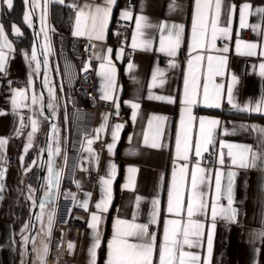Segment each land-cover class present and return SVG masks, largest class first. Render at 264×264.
Returning <instances> with one entry per match:
<instances>
[{
	"label": "crops",
	"instance_id": "1",
	"mask_svg": "<svg viewBox=\"0 0 264 264\" xmlns=\"http://www.w3.org/2000/svg\"><path fill=\"white\" fill-rule=\"evenodd\" d=\"M252 6V13L247 17V23L259 24L261 29L253 32L251 27H241L239 7L244 3ZM225 5L235 6L229 14L226 9H222V14L218 27H230L227 35H217L215 47H207L203 50H196L191 55H203L204 59L197 62V74L199 76L200 95L198 102L191 106V114L195 118L191 122L192 133L199 132V118L218 120L220 123L214 132V142H217L216 164H200L205 169H220L222 172V186H227V172L229 170L237 172L235 177L234 207L238 209L237 222L228 223L222 219H217L214 235L211 264H264V158L257 162V167L242 169L233 167L227 156L228 144H247L254 150L264 153V143L261 142L256 132L251 127H264V111H242L245 105L255 106L256 102L264 95V76L260 75V64L264 63V56L259 54L248 56L237 51V41H241L240 49L244 51V43H256L257 53L264 51V17L255 13V8L264 7V0H224ZM14 5V0H13ZM28 5H24L23 20ZM52 5L65 7L71 11V19L67 27L69 37L73 35L76 27V14L84 9L87 13L90 8L97 5L106 6V0H49L47 4L46 19L42 22L41 16L44 9V0H38L39 25L44 29L43 23H47V35L53 33V24L50 20L49 10ZM10 9L0 3V25L4 28V35L7 38L10 48L3 47L2 51L6 56L5 71L0 72V138L7 141L0 149V171L3 172L0 179V264H24L28 259L27 245L30 244V258L28 264H41L39 256L43 254V247L48 245V252L44 264H90L89 247L93 243L94 233L89 228V222L93 212L100 215L101 220L98 226L100 245L96 248L95 264H107L108 244L114 234V225L117 219L135 223L149 224L150 233H155L156 245L153 251V259L159 264L158 245L162 242L164 235V221L167 219H179L180 217L170 214L167 211L169 189L172 186L173 172L183 163L176 156V135L180 127L182 103L185 90V75L189 72L188 61L191 58L189 45L192 43L193 15L196 11V0H137L134 11L126 8L121 0H115L111 5V14L108 18L107 28L104 30L102 40L95 39V33L90 31L91 21L87 22L88 27L84 29V38L94 41L90 52L89 65H94L96 69L95 90L100 99L105 92L106 82L102 75L101 64H106L105 56H109L112 64L116 68V81L113 88L108 89L112 99H102L108 106L100 107L95 114L91 133L82 142L81 148L75 164L74 177L62 178L60 185V197L58 202H50L49 191L50 177V150L59 147L58 166L64 167L69 138L63 143H51L48 145V155L44 176L41 182L39 193L32 189L30 183V169L39 166L42 160L38 154L29 158L30 151L38 142V134L42 131L44 124V99L40 88L41 76L38 78V87L35 84V63L32 59L35 50V34L32 39L31 48L28 50L18 44L17 38L22 35L23 30L19 23L13 20H6L2 10ZM12 9V8H11ZM26 10V11H25ZM131 13L129 19L132 21L130 33L131 53L127 59L116 58V54L122 49L112 43L110 24L115 16L122 17V13ZM143 16L150 25L144 27L143 37L137 36V41L147 39L150 44L147 47L133 48V35L137 32L136 17ZM229 16L231 24H228ZM34 20V18H33ZM35 22V20H34ZM84 19L82 17V24ZM171 28L173 25L183 26L180 46L176 49L175 56H169L167 52H161V36H167V30L162 31L160 25ZM15 25L20 34L13 31ZM34 26V25H33ZM34 32V30H33ZM43 32V31H42ZM45 34V32H43ZM244 34V36H243ZM208 39L211 40V25L209 24ZM40 43V42H39ZM0 44L3 41L0 40ZM227 47L228 51L222 49ZM40 49V48H39ZM108 49H112L109 53ZM36 51V50H35ZM37 55V53H36ZM226 56L227 64L222 76H213L209 81V90H213L214 85H222L220 107H211L203 101L204 76L207 74V57ZM163 58H166L163 60ZM249 60V63H247ZM171 62V63H170ZM215 64V61H213ZM129 64L133 67L130 69ZM157 69L162 70L163 76H158L154 82V73ZM237 77V83L233 87V103L238 108H233L228 102L227 87L232 76ZM163 80V84L160 80ZM22 84V86L16 84ZM43 85V84H42ZM22 91L23 96L18 93ZM36 96L38 102L33 104L32 97ZM149 96L170 97L169 100L149 99ZM16 105H13V98ZM132 103L139 104V108L134 110ZM229 104L228 110H222L223 104ZM135 111V117L133 113ZM165 117L161 123V131L156 138L160 147L153 148V138L157 121L153 117ZM107 117V122H105ZM124 118L125 123L120 121ZM37 121V131L31 138V147L25 150V145L29 143V132L32 131L31 121ZM152 122L151 125L149 122ZM116 124L122 125L119 130L115 147L110 153L107 145L113 143L112 130ZM105 125L103 130L97 133L95 130ZM17 129L20 131L17 132ZM99 137L98 139L96 137ZM147 137V143L146 141ZM88 139L96 142H104L102 148L91 145L95 155L86 150ZM223 141L225 147H221ZM209 146L210 150L213 146ZM54 147V148H53ZM223 152L225 163H218L219 154ZM56 154V153H55ZM193 151L189 152L190 156ZM15 158V163L11 159ZM51 156V164H52ZM116 165L115 176L111 183V201L107 206V211L99 212L95 205L104 197L101 178H108L109 164ZM41 166V165H40ZM129 169H135L130 172ZM88 173L94 177L90 179ZM52 174V171H51ZM209 179L203 190L207 193L206 199L215 195L214 171L209 173ZM128 187H125V185ZM188 188L191 186L190 173L185 178ZM45 191V193L43 192ZM32 197L29 199V197ZM74 197V198H73ZM137 197L140 198L137 205ZM39 200L34 216L31 218L33 208L36 206L35 200ZM26 201L28 214L20 221L18 206L20 201ZM87 200L88 208L85 210L82 203ZM153 200L159 201V214L155 223H149L153 211ZM28 201V202H27ZM44 203L43 215L40 220L36 216L41 214L40 204ZM72 205L73 212L86 219L84 228H74L67 230L60 225L64 220L69 208ZM220 203L227 205L226 199H221ZM53 215V223L50 235L48 232V217ZM183 219L187 220L186 206L182 213ZM196 219L206 225L212 223L210 209L206 213L198 214ZM27 226V227H26ZM30 226V227H29ZM29 227V230H28ZM28 230V231H27ZM31 235V238L29 236ZM60 236L61 243L56 254L52 251V244ZM25 237L28 239L25 240ZM71 242L74 247L69 250L67 245ZM132 242H137L133 240ZM187 251L207 254L206 237L202 238L201 246ZM258 250V251H257Z\"/></svg>",
	"mask_w": 264,
	"mask_h": 264
},
{
	"label": "snow or ice",
	"instance_id": "2",
	"mask_svg": "<svg viewBox=\"0 0 264 264\" xmlns=\"http://www.w3.org/2000/svg\"><path fill=\"white\" fill-rule=\"evenodd\" d=\"M49 0H44V9L41 16L42 22L46 19L47 15V4ZM63 3V0H59ZM0 3L6 5L9 9L13 7V0H0ZM115 3V0H106V6L97 5L94 9L90 8L86 13L84 9H81L76 14V27L73 31V35L81 36L84 35V29L88 27L87 22L90 20V31L95 33V39L102 40L104 38V30L108 25V18L111 14V5ZM25 4H31V7L34 9L38 6V0H25ZM235 6L225 5L224 0H196V11L193 15V27H192V43L189 45L190 56L191 58L188 61L189 72L185 75V90L182 103L184 107L182 108L181 122L180 127L177 130L176 135V156L179 160L187 162L189 160V152L193 151L195 157H201L202 153L207 152L209 146L212 145L214 140V132L216 127L219 125V121L215 119H208L206 117L199 118V132L197 134L192 133L191 122L195 119L191 114V106L198 102L200 95L199 88V76L197 74L196 64L204 59L203 55H191L192 52L196 50H203L207 47H215V41L217 35H227L230 31V27H218L222 9H226L230 14ZM252 6L249 3H244L239 7L240 15V25L241 27H251L253 32H256L258 29H261L259 24L247 23V17L252 13ZM255 13L260 14L264 17V7L255 8ZM123 18L128 19L131 16V13L124 11L122 13ZM82 17L84 23L82 24ZM25 21L30 23V12H25ZM146 22V18L143 16L136 17V27L137 32L133 35V48L137 47H147L150 44V41L143 39L137 41V36L143 37L142 29L144 27H149ZM209 24L211 25V40L208 39V29ZM228 24H231V18L229 16ZM162 31L167 30V36H161V52H167L169 56H175L176 49L180 46L181 33L183 31V26L173 25L171 28H167L166 25L159 26ZM13 31L16 34H20L19 29L13 25ZM261 34L264 35V30H261ZM45 37L47 38V33L45 32ZM0 40L3 41V44H0V72L5 71L6 56L2 51L3 47L10 48L11 45L8 44L7 38L4 35V28L0 25ZM241 41H237V51L240 54L254 56L261 55L264 56V51L257 53V44L256 43H244V51L241 52L240 44ZM223 52H227L228 49L225 47L222 49ZM108 52L111 53L112 49H108ZM123 53L121 49L117 54L116 58L120 59ZM32 59H36V52L33 50ZM104 60L106 64H101V68L104 70L102 75L106 82L105 92L102 96V99H112L113 97L109 94L108 89L115 86L116 81V68L112 64L109 56H105ZM207 74L204 76L203 84V101L206 105L211 107H220L221 99V88L222 85H214L213 90H209V81L213 76H222L224 74V69L227 64L226 56H211L207 57ZM215 61V64L213 63ZM171 63V62H170ZM133 67L132 64H129V68ZM260 75L264 76V63L260 64ZM158 76H163V72L160 69H157L154 73V82ZM163 80H160V83L163 84ZM237 77L232 76L231 82L227 87L228 102L232 104L233 108H238L239 106L233 103V87L237 83ZM52 89L49 88V93L51 94ZM19 95L23 96V92L20 91ZM149 99L155 100H169L170 97L164 96H149ZM33 104L38 102V98L34 95L32 97ZM13 105H16V99L13 98ZM132 108L134 110L138 109L140 106L137 103H132ZM49 107H52L49 104ZM242 111H255L261 112L264 111V95L261 96L260 100L256 102L255 106L245 105ZM135 117V111L133 113ZM107 122V117L104 118ZM157 121L155 136L153 138V143L151 147L157 148L160 147L159 143L156 142V138L159 136L161 131V123L164 121L165 117L156 116L153 117ZM151 125V121L149 122ZM32 131L29 132V143L25 145V150L27 151L31 145V138L33 134L37 131V121L32 120ZM105 125H101L100 129H96L97 133L103 130ZM122 125L116 124L113 126L112 138L113 143L107 145L108 151L111 153L115 147V141L118 138V133ZM243 128L251 127L252 131L256 132L259 136V139L264 143V127L259 126H245L241 125ZM20 130L17 129V132ZM99 138L98 136L96 137ZM147 143V137L146 141ZM7 141L3 138H0V149H2ZM88 147L87 151L93 156L94 159L98 160V157L93 152L91 145L93 143L92 139L87 141ZM221 147H225L223 141L220 142ZM227 156L231 161L233 167H239L242 169L255 168L257 167V162L261 161L264 158V153H260L253 149L251 145L247 144H228ZM59 147L55 149V153L59 154ZM53 153L50 151V177H49V191L45 194L49 196L52 194V188L59 186V177L60 173L56 172L54 175L51 174V156ZM218 163L224 165L225 158L224 153L221 152L218 157ZM116 165L114 163L109 164L108 178H101L103 185L104 197L96 203L95 207L99 212L107 211V206L111 201V183L112 178L115 176ZM130 172H134L135 169H129ZM214 171L215 176V195L209 199H206L207 193L204 192L203 188L207 184L209 179V173ZM190 173L191 186L188 188L185 184V178ZM3 172L0 171V179H2ZM237 172L229 170L227 172V186L226 188L222 186L221 177L222 172L220 169L212 170L205 169L201 167L199 160L197 163L190 167L188 163H183L179 166L177 170L173 172V181L172 186L169 189V199L167 211L170 214H174L179 219H167L164 221V235L162 242L158 245V254H159V264H211V257L213 251L214 235L216 229L217 219H222L228 223L237 222L238 209L234 207V191H235V177ZM2 185H0V190H2ZM125 187H128L126 184ZM264 187V185H262ZM32 197L30 196L29 199ZM74 198V197H73ZM227 200V205L220 203L221 199ZM140 198L137 197V205L139 204ZM153 211L151 213V223L156 222V216L159 214L158 204L159 201L153 200ZM82 207L87 210L88 202L85 200ZM187 213V220L183 219L182 213L185 211ZM45 205L43 202L40 204L41 214L36 216L37 220H40L43 215V209ZM210 209L212 223L206 225L195 217L198 214L206 213ZM53 215L48 217V232L47 235H50ZM101 217L97 212H93L91 215V220L89 222V228L93 230L94 238L93 243L88 249L90 255V264H95V250L100 245L99 240V231L98 226L100 223ZM135 214L133 217V222L128 220L117 219L114 225V234L112 239L108 244V259L107 264H156V261L153 259V251L156 245V235L155 233H150L149 224L135 223ZM27 227V226H26ZM264 235V233H262ZM206 237L207 243V254L201 255L200 253L194 251H187L188 249H193L201 246L202 238ZM28 238L25 237V240ZM133 240L137 242H132ZM68 249L71 250L74 245L69 242L67 245ZM258 251V250H257ZM48 252V245L45 244L43 247V254L39 256L41 264H44L45 257Z\"/></svg>",
	"mask_w": 264,
	"mask_h": 264
},
{
	"label": "built area",
	"instance_id": "3",
	"mask_svg": "<svg viewBox=\"0 0 264 264\" xmlns=\"http://www.w3.org/2000/svg\"><path fill=\"white\" fill-rule=\"evenodd\" d=\"M236 2L237 0H233ZM122 4L134 11L137 6V0H121ZM132 30L131 19H125L119 16H115L110 24V33L112 36V43L115 46H119L123 49V58L127 59L131 53V47L129 43L130 33ZM35 33V32H34ZM244 36V34H243ZM44 38L46 41V47L44 46ZM43 39V40H42ZM42 47L40 43L38 46L46 57L53 56V49L51 43V37L42 32L41 34ZM94 41L82 36L72 35L69 39V43L66 49L59 52V61L61 67L62 82L65 87L70 89V95L67 99L68 116L70 121V139L67 152V158L64 167H59L58 154L52 155L51 170L52 175L56 172L60 173L59 186L52 188V194L50 195V202L56 203L60 197V185L62 178L71 179L74 177L75 164L78 156V152L81 148L82 142L86 136L91 133L93 120L95 118L96 111L100 107L108 106V103L97 97L95 90L96 82V69L95 66L89 65L90 52L93 48ZM166 58H163L165 60ZM249 63V60H247ZM16 85L22 86L18 83ZM229 104L225 103L222 106V110H228ZM50 119V118H49ZM124 118H120V121L124 124ZM92 146L102 148L104 142L93 141ZM217 154V142L213 143V146L207 152L202 153L201 157L190 156L189 162L196 164L199 160L200 164L212 165L216 164ZM15 158L11 159V163H15ZM90 179L94 177L92 173L87 174ZM69 210L61 223V227L67 230H73L74 228H84L86 219L83 216L77 215L73 212V207L70 203ZM61 243V238L58 236L52 244V251L56 254L58 247Z\"/></svg>",
	"mask_w": 264,
	"mask_h": 264
},
{
	"label": "trees",
	"instance_id": "4",
	"mask_svg": "<svg viewBox=\"0 0 264 264\" xmlns=\"http://www.w3.org/2000/svg\"><path fill=\"white\" fill-rule=\"evenodd\" d=\"M24 0H14V5L12 9L9 11L2 10V14H4L6 20H13L21 26L23 33L17 38L18 44H21L24 48L30 49L32 44V32L31 30L25 25L23 20V11H24ZM49 16L50 20L53 24V33L51 34V43H52V49H53V56L51 58L54 59L55 65H54V75L56 82L57 90L61 92V94L64 96V109H62L59 112V120L58 124L62 123L61 134L62 136L66 137V140L69 138L71 127H70V121H66V117L68 114V105H67V99L70 95V89L65 87L62 82L61 77V67H60V61H59V52L63 49H66L69 43L70 37L68 36L66 30L69 26L70 19H71V11L68 10L65 7H59L56 5H52L49 10ZM58 66V67H57ZM58 80L61 81V84H59ZM61 85V86H60ZM45 115V113H44ZM64 123V124H63ZM65 124L67 126V129L65 128ZM44 128V124L42 127V130ZM42 135V131L38 134V142L35 145V147L30 151L29 158L34 154V152L37 150L38 145L40 143V137ZM39 171L40 168L37 166L32 167L30 169V177L34 181V183L37 182L39 177ZM28 214V205L26 204V201H20V204L18 206V217L20 221H22L26 215Z\"/></svg>",
	"mask_w": 264,
	"mask_h": 264
},
{
	"label": "rangeland",
	"instance_id": "5",
	"mask_svg": "<svg viewBox=\"0 0 264 264\" xmlns=\"http://www.w3.org/2000/svg\"><path fill=\"white\" fill-rule=\"evenodd\" d=\"M24 4H25V0H24ZM25 6H26V4H25ZM33 18L34 17L31 15L30 16V21H31L30 23H28L24 20L25 25L32 32V37L34 35V32H33L34 20H33ZM45 22L43 23V25H44L43 26L44 29H42L43 32H47V29H45V28H47V23H45ZM32 39H34V38H32ZM32 42H33V40H32ZM34 63H35L34 69H35V73H36L35 84H36V87H38V78H39V76H41V80H42V84H43L42 86L44 89V92H42L43 93V99L46 102V106L50 112V119L46 114L45 115L43 114L44 115V128L42 130V135L40 137L41 138L40 143L38 145L37 150L35 151V153L38 154V158H39V157H41V154L44 150V143L46 142L45 136H46L47 131H50V135H51L50 140L48 141V145H51L52 141H53V143H59L61 141H63V143L65 142L66 137L62 136V134H61L62 127L64 128V126H62V123L61 124L57 123L59 120V112L62 109H64V100H63L64 96L61 94V92L59 90H57V87H56L55 81H57V80L55 79L54 70H53L54 65H55L54 59L51 57L48 58V57L44 56L40 50V53L38 52V54L36 55V59L34 60ZM46 64H47V66H46ZM58 82H59V84H61L60 80H58ZM49 88L52 89L51 94L49 93ZM49 104H51L52 107H49ZM66 118H67L66 121L69 122L68 114H67ZM65 128L67 129L66 124H65ZM51 150H53V149H51ZM45 162H46V160H45ZM40 165L37 167L40 168ZM29 180L31 181L30 183L32 184V189H35L37 191L38 190L37 189V182L34 183V181L32 180L31 177ZM43 192L45 193V191H43ZM29 227H28V230H29ZM24 262H25V259H23V264H24Z\"/></svg>",
	"mask_w": 264,
	"mask_h": 264
},
{
	"label": "water",
	"instance_id": "6",
	"mask_svg": "<svg viewBox=\"0 0 264 264\" xmlns=\"http://www.w3.org/2000/svg\"><path fill=\"white\" fill-rule=\"evenodd\" d=\"M40 88H41V91L44 92V89H43V86H42V81L40 82ZM44 112L47 116L50 115V112L46 106V102L44 103ZM45 139H46V142L44 143V150H43V157H42V162H41V166H40V171H39V177H38V180H37V194L39 193V189H40V186H41V182H42V179H43V176H44V171H45V166H46V157H47V139H48V132L46 133V136H45ZM39 200H35V203H36V206L33 208V212L31 214V220H32V217L34 216V213L36 211V208H37V204H38ZM29 238H31V235L29 236ZM27 250H28V259H27V262L25 264H28V261H29V258H30V244L27 245Z\"/></svg>",
	"mask_w": 264,
	"mask_h": 264
},
{
	"label": "bare ground",
	"instance_id": "7",
	"mask_svg": "<svg viewBox=\"0 0 264 264\" xmlns=\"http://www.w3.org/2000/svg\"><path fill=\"white\" fill-rule=\"evenodd\" d=\"M28 9H29V12H30V16L32 15L34 17V20H35V23L36 25L38 26V28H36L35 30V37H36V41H35V52L38 54L39 52V46H38V43L40 42V47H42V40H41V34H42V30L40 28V25H39V14H38V9L37 7H35L34 9L31 7V4L28 5ZM44 46L46 47V41H45V38H44ZM44 66V65H43ZM47 66V64H46Z\"/></svg>",
	"mask_w": 264,
	"mask_h": 264
}]
</instances>
